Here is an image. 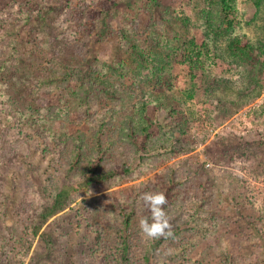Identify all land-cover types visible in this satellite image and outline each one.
Returning a JSON list of instances; mask_svg holds the SVG:
<instances>
[{"label": "rangeland", "instance_id": "374dc122", "mask_svg": "<svg viewBox=\"0 0 264 264\" xmlns=\"http://www.w3.org/2000/svg\"><path fill=\"white\" fill-rule=\"evenodd\" d=\"M12 1L24 2L0 0V9ZM79 1L51 0L46 5L39 0L42 4H34L39 10L35 16L21 26L9 24L5 33L16 42L14 54L7 53L14 58L16 68L10 67V73L0 68V202L5 210L0 235L8 237L15 227L22 226L20 216L26 211L50 215L46 224L39 226L28 250L9 257L0 252V264H106L102 254L86 246L93 235L83 229L82 221L91 218L106 225L104 216L114 210L113 202L125 205L141 185L153 193H163L166 208L174 194L163 186V175L183 162L193 170L211 173L221 184L211 202H201L200 196L185 198L188 231L182 235V244L170 246L175 256L169 263L264 264V55L255 65L235 58L228 50L232 38L252 47L264 44V0L260 9L256 0H235L237 23L233 32L206 43L205 65L203 70L193 71L195 78L190 76L180 51L191 40L198 45L207 40L204 0H83L107 18L98 28H91L90 35L78 31L74 24L62 29L54 23L66 2L75 8ZM151 15L160 22L156 32L163 37L167 52L173 50L169 52L171 64L163 72V84L152 80L133 87L137 69L133 45L136 38L141 47L151 44ZM183 18L189 19L190 25L185 26L180 21ZM216 19L220 21L218 16ZM118 64L124 67L119 70L123 77L113 79L119 95L99 94L97 81H93V91L86 88L91 71L110 65L116 70ZM130 89L138 98L145 94L150 102V119L155 121L152 128L185 118L184 139L191 149L165 157L149 168L132 157L133 175L120 176L109 186L86 192L81 181L87 171L123 163L120 152L127 153L123 151L126 147L109 149L116 146L109 141V132L120 126L124 117L138 114L118 102ZM220 104L233 113L223 117L218 111ZM9 109H13L12 117L5 115ZM104 118L106 126L101 124ZM32 123L36 130L43 126L58 139H40L36 134L42 130L35 133ZM98 129L101 135L93 141ZM103 134H108L105 144ZM82 135L91 136L87 137L90 147L99 145L89 167L74 150L73 137ZM209 149L222 154L212 155ZM224 175L233 182L239 208L220 187L226 181ZM58 191L63 194L61 201H67L61 208V203L52 201ZM187 192L193 193L194 188L188 187ZM92 200L98 201L99 214L90 217L85 202ZM133 227L139 228L138 223ZM82 242L84 246L79 245ZM140 257V253L134 254L135 260Z\"/></svg>", "mask_w": 264, "mask_h": 264}, {"label": "trees", "instance_id": "16d2710c", "mask_svg": "<svg viewBox=\"0 0 264 264\" xmlns=\"http://www.w3.org/2000/svg\"><path fill=\"white\" fill-rule=\"evenodd\" d=\"M42 1V3L48 5L51 0ZM204 1L206 8H204L202 13L205 16L204 33L207 40L200 45L194 40H191L188 42V45L180 51L183 62L188 64L191 77H194L193 71L197 73L204 68L205 59L203 56L205 55L204 49H207L206 43H214V38L217 35L229 37L233 32L234 25L237 23L234 18L235 0ZM261 1L262 0H256V6L259 7L258 9H260ZM155 2L156 1H154V3ZM37 3H39V5L42 4L39 0H24L22 3L12 1L10 4L0 9V35H2L0 36V68L4 69L3 71L5 73H10L9 69L12 66L16 68L15 60H13L14 58L11 59L7 55L9 51L13 55L14 52L12 50L16 49V42L13 37L5 36L6 31H8L7 27L9 24L24 25L39 12V10L35 8ZM162 13L163 12L160 10V14ZM217 16L220 18L219 22L216 19ZM106 20V16L96 13L92 10L88 2L81 0L75 8L71 6L70 2H66L61 12L56 16L54 23L62 29L67 28L70 24H74L78 31L81 30L83 34L90 35L91 28H98L105 23ZM180 21L185 26L191 23L187 18L180 19ZM159 23L160 22L153 19V15H151L149 23V33L150 35L152 34V36H150V45L148 44L146 47H141L137 44V38L135 40L132 58L136 63L137 69L134 71L133 87L141 83L149 84L152 80H155V83L158 84H163L165 82L163 79V72L171 64V55L169 52H173V50L170 49L168 50L169 52H167L168 47L163 44V37L156 32V27ZM209 39L212 41H209ZM228 50L235 58L252 61L256 65L259 63L260 56L264 55V44L259 47H252L249 43H241L238 38H232L229 42ZM100 67L98 72L97 70L91 71L88 79L85 80L86 88H90L91 90L93 86L95 87L93 81H97L98 84L101 85L98 87L99 94L103 93L106 96L110 94H112V96L116 94L119 95L120 92L116 89L117 86L113 79H121L123 77L119 72V70H124L123 65L118 64V69L116 70H114V67L111 65L106 68ZM103 69H105V71H103ZM76 74H78V72ZM96 75L101 76L97 77ZM132 90L133 89L126 91L125 95L121 96L118 102L121 103V107H126L132 110V112H138L137 116L133 117L132 115H128L124 117L119 124L120 126L113 128V130L109 132L111 133L109 141L116 144V146L111 145L112 147L109 149L121 150L126 147L123 151L127 150V153L120 152V154H122L121 162L123 163H121V165L109 164V167L104 170L97 168L98 171L100 170L99 172L94 170L96 167L87 171L86 174H84L85 177L81 181V183L86 186V192L92 191L96 187L102 188L109 186L111 182H114L120 176L133 175V172L130 171L132 157H137V159H139L138 164H140V166L142 165L145 168H149L153 167L154 164L163 160L165 157L186 153L191 149V146L184 139L187 129L186 119L180 118L179 120L170 123L167 122L165 125H156L152 128L155 121L150 119V102L146 100L145 94H142L140 98H138L134 95L135 92ZM218 111L223 117H227L233 113V111L224 104L219 105ZM12 114L13 109H9L8 112H5L7 117H12ZM169 116H171V114H169ZM81 117L82 119L84 118L83 115H81ZM58 119L59 117L54 118V120ZM34 124L35 123L30 124V127L35 133L42 130L36 134L39 135L40 139L52 142L58 139V136L46 133V128L43 126L42 129L41 126H39L36 130ZM101 124L106 126L108 122L105 123L104 118L101 120ZM110 127L112 128L111 125ZM101 131V129H98L97 132H95L93 141H97L99 135H101ZM87 137L86 135H82L75 138L73 137V139L75 141L74 150L77 152L79 158L87 161V166L89 167L90 165L92 166L91 161L95 159V148H99V145L95 144L93 147H90L89 144H87V140H89L91 136H89L90 138L88 137L89 139H87ZM103 137L105 138V144L107 143L108 134H103ZM64 141V143H67L68 138ZM58 144H60L59 141ZM103 147H106L107 151H109L107 146ZM3 150H5V152L7 151L6 148H3ZM209 151L212 155L218 157L222 154L221 151H215L214 149H209ZM226 156L227 154L225 153L224 157ZM101 159L102 158H100L99 161H101ZM66 162L67 160H65V163ZM68 169H70V167ZM89 169L90 168H88V170ZM76 171L77 169L74 170L75 174H77ZM224 177L226 181L220 186L221 189L226 192L234 207H241L236 189L232 188L233 182L228 175H224ZM163 178V186H166L174 194L173 199L165 208L170 225L169 231L172 232L171 237L148 240L143 237L139 228L135 229L133 227L134 222L139 225V221L142 218H150V212L142 202L141 196L144 193L153 192L144 185H141V187L133 191L125 205L121 201L113 202L114 210L111 214L104 216V223L106 225H101L100 222L97 221L94 222L91 218V221H82L85 225L83 229L91 232L93 235L89 241L86 240L88 242L86 246H88L89 249L97 250V254H102L106 264H148L151 260H153V264H170L169 262H171L175 256L174 252L173 254L170 252V246L177 242L182 244V235L188 231L185 229L187 219L183 211L184 207L186 208V199L193 200L200 196L201 202L203 201V203H205V200L211 202L216 196V189L219 184H221L211 173L202 170H193L186 162L179 163L174 168L167 169ZM188 187H190V189L194 188V192L188 194ZM63 192L65 193V191ZM62 196L63 194H61V191H58L52 200L56 204L61 203L59 208L67 203L64 198L61 201L60 198H62ZM85 204L86 207H89L91 210L92 215H90V217L99 214L98 201H87ZM4 215V205L0 202V218H3ZM49 215L50 213L44 214L42 212L34 214L32 211H26L21 214L20 217L22 219L20 221H22L23 225L19 228L15 227L14 230L8 234V237H6L7 235H0V252L9 257L11 254L14 255L21 253L22 250H28L31 246V241L36 237L40 229L39 226L46 224ZM83 244L82 242L79 245L84 246ZM103 249H105L104 252H102ZM137 253H140L141 257L135 260L134 254ZM173 263H175V261Z\"/></svg>", "mask_w": 264, "mask_h": 264}, {"label": "clouds", "instance_id": "9594fccd", "mask_svg": "<svg viewBox=\"0 0 264 264\" xmlns=\"http://www.w3.org/2000/svg\"><path fill=\"white\" fill-rule=\"evenodd\" d=\"M141 200L150 212V218L144 217L139 221V229L143 237L148 240L168 238L172 236L170 225L165 212L167 204L163 193H144Z\"/></svg>", "mask_w": 264, "mask_h": 264}]
</instances>
